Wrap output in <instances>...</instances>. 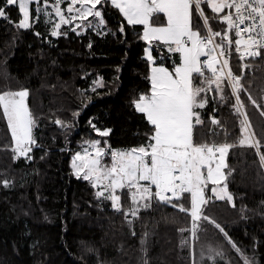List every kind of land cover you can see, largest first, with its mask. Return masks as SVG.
<instances>
[{"label":"trees","instance_id":"1","mask_svg":"<svg viewBox=\"0 0 264 264\" xmlns=\"http://www.w3.org/2000/svg\"><path fill=\"white\" fill-rule=\"evenodd\" d=\"M106 7L103 27L97 28L98 18L89 16L83 22L62 24L59 36L51 35L55 22H46L43 14L29 29L0 18V93L27 88L26 102L36 118L32 158H17L0 107V264H197V259L209 264L210 248L224 253L217 264H244L243 257L264 264V163L260 160L264 108L257 109L247 99L248 94L258 103L264 99V54L245 59L233 43L227 56L247 89L240 95L254 139L260 142L257 147L239 144L245 135L242 117L215 91L208 93L216 100L201 110L204 125L196 127L193 137L194 142L233 145L227 154L225 183L235 207L213 198L204 215L221 224L243 256L209 222H197L199 238L194 239L190 213L156 199L149 207H140L136 217L130 212L126 217L132 206L126 189L119 193L121 211H117L111 201L97 197L90 182L75 175L72 156L91 147L92 140L101 139V147L106 141L112 149L132 148L144 143L150 127L132 104L150 89L143 26L127 25L118 10ZM9 8L11 21L22 18L18 5ZM228 11L233 9L214 14L205 8L213 17ZM210 23L223 34L226 24L216 19ZM119 24L125 25L123 33L117 30ZM228 35L236 38L234 31ZM222 87L223 95L235 103L227 80ZM76 112L78 116L73 115ZM209 115L220 124H212ZM56 119L70 122L71 127L56 124ZM89 121L111 132L101 138ZM4 179L9 187L3 185ZM208 189L206 196L211 197V184Z\"/></svg>","mask_w":264,"mask_h":264},{"label":"snow or ice","instance_id":"2","mask_svg":"<svg viewBox=\"0 0 264 264\" xmlns=\"http://www.w3.org/2000/svg\"><path fill=\"white\" fill-rule=\"evenodd\" d=\"M63 2L55 0L52 6L55 16L59 18L52 24V36L62 34L59 31L62 24H72L77 19L83 22L89 16L98 18L97 28L103 27L106 23L104 16L108 11L106 6L110 5L122 14L127 25H142V39L149 42L145 55L148 62L146 79L150 82V89L132 101L134 109L143 114L150 125L144 143L121 150L112 149L105 141L106 151V147H101V139H94L90 142L94 155L85 150L84 155L77 152L73 157L75 175L90 181L93 187L99 189L97 197L111 201V207L117 211H121V195L117 194V190L126 189L124 194L131 197L132 205L124 213L126 217L129 212L132 217H136L140 207H149L151 201L156 199L190 213L194 239L199 238L197 222L204 220L222 234L231 248L241 253L221 224L204 215L205 207L213 198L229 202L235 207L223 171L227 167L226 156L233 145L194 142L193 137L196 127L204 125L201 110L210 100H216L215 96L209 97L208 93L215 91L221 94V102L230 103L231 108L242 117L241 132L245 135L239 144L256 148L260 143L254 139L251 122L241 100V92L247 93V89L241 83V75L233 73L227 56L233 43L237 52L243 44L247 56H261L264 52V0H68L67 16L60 6ZM17 4L22 18L11 21L9 6ZM30 4L36 6V17L30 15ZM77 4L79 7H76ZM205 8H210L214 14L234 8L235 13L228 11L213 17L206 14ZM40 11L39 0H0V18L21 29H29L32 21L38 19ZM160 14H163V18ZM51 15L48 13L49 18ZM212 19L226 24L223 34L213 30L210 23ZM241 25L244 27L241 28ZM124 28V24H119L117 30L123 33ZM202 31L205 34L202 35ZM232 31L235 32L234 40L228 35ZM35 35L39 36L40 33ZM214 37H219V42ZM161 49H166V52L161 53ZM154 51L156 56L153 55ZM202 56L207 58L202 60ZM166 60H171V64L165 66ZM206 71L211 73L210 77L205 75ZM225 80L230 85L235 103L223 95ZM28 96L27 88L4 91L0 93V107L15 142L13 152L17 158L31 159L29 153L36 144L33 136L36 118L26 102ZM247 99L257 109L264 108V99L258 103L250 94ZM215 111L213 108L212 112ZM73 115L78 116L79 112ZM261 115L264 116V112ZM208 118L212 124H220L215 115H209ZM55 123L71 127L70 122L64 124L60 119H56ZM89 124L101 138L111 132V129L97 128L91 121ZM106 154L111 156L110 167L101 164ZM260 160L264 163V153L260 154ZM2 183L5 187L10 186L7 179ZM209 184L211 197L206 196ZM189 201L190 207H185ZM203 256L202 251V259ZM223 256V251L208 250L212 264H217V257L222 259ZM243 259L244 264H255L254 258Z\"/></svg>","mask_w":264,"mask_h":264},{"label":"rangeland","instance_id":"3","mask_svg":"<svg viewBox=\"0 0 264 264\" xmlns=\"http://www.w3.org/2000/svg\"><path fill=\"white\" fill-rule=\"evenodd\" d=\"M55 2V0H52V1H48L47 0V2L45 3V0H39V7H40V9H41V11L39 12V15H38V19H34L33 21H32V25L35 23V22H38V21H40L41 20V17H42V14H43V16H44V20L46 21V22H48V21H50V22H56L57 21V17L55 16V13H54V11H53V4H54V2ZM64 2H66V3H68V0H64ZM62 4L63 3H61V8L62 9H64L63 8V6H62ZM18 5V4H17ZM32 4H30L29 5V11H30V15L32 16V13H33V11H32ZM35 6V5H34ZM36 7V6H35ZM76 7H79V5L77 4L76 5ZM46 8V11L44 10ZM64 12H67V4L65 5V9H64ZM48 13H51L52 15H51V18H49V16H48ZM23 15V14H22ZM71 15H76V13H72ZM160 17L161 18H163V14H160ZM32 27V26H31ZM147 42V41H146ZM242 45V44H241ZM149 47V42H147V48ZM153 47H154V45H153ZM146 48V49H147ZM161 51V53H163V52H166V49H161L160 50ZM153 55L154 56H156L157 55V53L154 51L153 52ZM203 57V56H202ZM202 57H201V59H202ZM158 59H159V57H157ZM207 57H205L204 59H206ZM203 60V59H202ZM170 61V64H171V60H169ZM99 85H101L102 84V79H99L98 80V82H97ZM33 136H34V128H33ZM35 138V137H34ZM88 148H90V146H88L87 148H83L82 150H79V151H77V152H79V153H81L82 155H84L85 154V150H88ZM125 149H128V148H125ZM121 150H124V149H121ZM106 151H107V149H106ZM76 152V153H77ZM76 153H74L73 154V156H72V161H73V157L75 156V154ZM92 155H94V154H92ZM226 159H227V156H226ZM101 164L102 165H104L105 167H110L111 166V156L110 155H104L103 156V158H102V160H101ZM71 166H72V162H71ZM225 170H226V168H224L223 169V171L225 172ZM75 173V172H74ZM225 174H226V172H225ZM227 176V175H226ZM80 178V177H79ZM80 179H82V178H80ZM88 182H90V181H88ZM91 183V182H90ZM143 183V182H142ZM91 185H92V183H91ZM95 188V187H94ZM96 190L98 191L99 189L98 188H96ZM120 191L121 190H117V194H119L120 193ZM229 191V190H228ZM191 229H192V226H191V228H190V231H191ZM191 236H192V233H191ZM193 238V237H192ZM197 264H202V262H200V260L199 259H197ZM209 264H212V261L210 260V262H209Z\"/></svg>","mask_w":264,"mask_h":264},{"label":"built area","instance_id":"4","mask_svg":"<svg viewBox=\"0 0 264 264\" xmlns=\"http://www.w3.org/2000/svg\"><path fill=\"white\" fill-rule=\"evenodd\" d=\"M235 13V9L233 8V14ZM235 18V17H234ZM244 27V25H241V28H243ZM243 35V34H242ZM246 38V37H245ZM239 53L242 55V57L243 58H245V59H248V58H255V57H251V56H247L246 54H245V49H244V46H243V44H242V47L240 48V51H239ZM262 54H264V52H262ZM256 57H258V56H256ZM219 59H223V57H220ZM93 151L92 150H89V153H92Z\"/></svg>","mask_w":264,"mask_h":264},{"label":"crops","instance_id":"5","mask_svg":"<svg viewBox=\"0 0 264 264\" xmlns=\"http://www.w3.org/2000/svg\"><path fill=\"white\" fill-rule=\"evenodd\" d=\"M205 57H202V59H204Z\"/></svg>","mask_w":264,"mask_h":264}]
</instances>
